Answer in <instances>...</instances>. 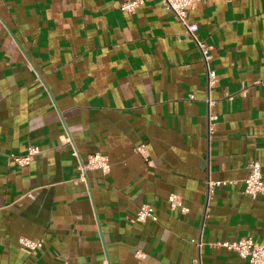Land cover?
Wrapping results in <instances>:
<instances>
[{
	"label": "crops",
	"instance_id": "1",
	"mask_svg": "<svg viewBox=\"0 0 264 264\" xmlns=\"http://www.w3.org/2000/svg\"><path fill=\"white\" fill-rule=\"evenodd\" d=\"M122 1L0 0V264H193L194 238L202 264H251L212 243H264V195L242 191L249 161L264 176V0L188 10L211 87L161 0ZM30 144L40 151L16 164ZM95 151L108 173L77 180ZM208 178L226 183L207 198ZM142 203L156 220H130Z\"/></svg>",
	"mask_w": 264,
	"mask_h": 264
},
{
	"label": "built area",
	"instance_id": "2",
	"mask_svg": "<svg viewBox=\"0 0 264 264\" xmlns=\"http://www.w3.org/2000/svg\"><path fill=\"white\" fill-rule=\"evenodd\" d=\"M147 0H124L120 3V9L125 12H133L138 6L142 5ZM202 0H161V2L172 12L173 16L183 25L184 32L189 35L196 43L201 53V58L205 67L207 76V85L211 87L216 80V73L210 66L211 53L210 47L207 46L196 35L197 24L189 21L188 10ZM142 146V145H141ZM141 146L137 150L141 151ZM40 151L37 145L30 144L22 155H13V160L16 164L27 165L33 157ZM97 169L101 173L106 174L110 169V161L107 155L95 151L89 153L86 159H80L77 165L78 175L77 180L86 182L87 171ZM242 191L251 197L264 195V176H262V165L258 160L249 161L247 164V173L242 179ZM225 180H213L208 178L206 181L207 198L218 186L224 185ZM172 208L179 207L181 211H187L188 208L183 205L181 197L174 192L169 193L167 197ZM147 218L152 220L157 219L154 207L150 203H142L134 215L130 218L132 221H143ZM19 243L25 251H33L42 247L41 239H33L26 236L18 238ZM199 254L194 259L193 264H202L200 248L202 242L194 238ZM215 247H223L237 253L240 257L248 259L251 264H264V243L255 241L251 236L235 237L212 243ZM140 254V253H139ZM63 264H68L66 261Z\"/></svg>",
	"mask_w": 264,
	"mask_h": 264
}]
</instances>
